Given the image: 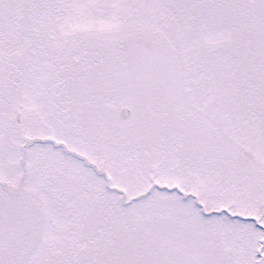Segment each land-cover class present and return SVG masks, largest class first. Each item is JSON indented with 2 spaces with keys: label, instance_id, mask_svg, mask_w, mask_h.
I'll return each instance as SVG.
<instances>
[{
  "label": "snow or ice",
  "instance_id": "obj_1",
  "mask_svg": "<svg viewBox=\"0 0 264 264\" xmlns=\"http://www.w3.org/2000/svg\"><path fill=\"white\" fill-rule=\"evenodd\" d=\"M0 264H264V0H0Z\"/></svg>",
  "mask_w": 264,
  "mask_h": 264
}]
</instances>
